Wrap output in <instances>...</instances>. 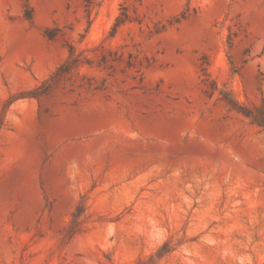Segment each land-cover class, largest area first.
<instances>
[{
    "label": "rangeland",
    "instance_id": "rangeland-1",
    "mask_svg": "<svg viewBox=\"0 0 264 264\" xmlns=\"http://www.w3.org/2000/svg\"><path fill=\"white\" fill-rule=\"evenodd\" d=\"M223 96L264 103V0H0V264H264Z\"/></svg>",
    "mask_w": 264,
    "mask_h": 264
},
{
    "label": "trees",
    "instance_id": "trees-1",
    "mask_svg": "<svg viewBox=\"0 0 264 264\" xmlns=\"http://www.w3.org/2000/svg\"><path fill=\"white\" fill-rule=\"evenodd\" d=\"M121 13L117 16L114 26H113V31L115 32L123 23L126 21L130 20V14L128 13L126 5L123 3L121 5ZM27 18L31 19V14L27 13ZM184 16V15H183ZM48 36L49 38L53 37L52 31H48ZM73 47L70 46V56L67 59L65 63L60 65L54 75L52 76L53 78L58 76L66 67H68L73 61H74V56H73ZM205 74L207 75L206 68L203 69ZM48 81H45L42 85L36 87L32 91H30L28 94L29 96L32 97H39L42 94L46 93L48 90ZM233 109H236L237 111L241 112L245 116L251 119V121L258 126H260L264 130V103L262 104H253V105H247L244 103H240L233 97H222Z\"/></svg>",
    "mask_w": 264,
    "mask_h": 264
}]
</instances>
